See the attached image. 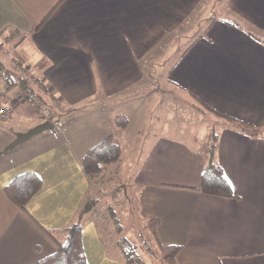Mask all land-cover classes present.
Listing matches in <instances>:
<instances>
[{
  "label": "crops",
  "instance_id": "obj_1",
  "mask_svg": "<svg viewBox=\"0 0 264 264\" xmlns=\"http://www.w3.org/2000/svg\"><path fill=\"white\" fill-rule=\"evenodd\" d=\"M204 1L0 0V57L16 66V74L33 77L34 86L41 82L35 92L56 99L51 110L58 119L53 129L9 154L2 150L18 133L0 134V264H32L56 249L44 229L72 223L92 198L82 156L109 134L121 146L117 135L154 100L163 116L168 101L179 97L159 99L160 84L264 126V45L244 31L264 38L257 34L264 33V0H226L227 10L247 28L212 17L159 76L152 67L167 39L187 36L199 24L191 27L189 19ZM17 110L35 113L28 101L16 104ZM121 116L122 127L115 122ZM33 120L28 127L42 122L37 114ZM218 131L216 157L235 197L196 189L211 139L202 147L196 132L179 138L154 131L133 169L125 175L121 163L116 175L138 189L140 215L159 219L157 242L181 246L177 264H264V137ZM25 171L37 173L42 184L22 209L3 188ZM81 236L87 264H126L86 212Z\"/></svg>",
  "mask_w": 264,
  "mask_h": 264
},
{
  "label": "rangeland",
  "instance_id": "obj_2",
  "mask_svg": "<svg viewBox=\"0 0 264 264\" xmlns=\"http://www.w3.org/2000/svg\"><path fill=\"white\" fill-rule=\"evenodd\" d=\"M225 1L226 0H205L189 19V25L191 27L196 20H200L195 29L189 35L179 37V39L175 38L174 35H172L170 39H167L166 46L163 47V50L159 51L160 53L157 55L155 63L152 65L158 76L163 70L168 68V66L176 59L178 53L181 52L197 34L204 31L212 17H218L223 20L232 21L242 27H248V25H246L240 18L234 17L230 14L227 10ZM182 29L184 28L182 27ZM251 30L253 29L251 28ZM253 31L255 34L256 30ZM257 34L264 36V33H259L258 31ZM7 57L11 60L14 59V50L11 48L8 49ZM6 60L7 58L3 59L0 57L1 67L7 68L14 77L16 73H19V70L17 71L16 66L8 67ZM159 87H161V92L156 94L157 96L159 95V99L163 95L166 96V99L169 98L170 101L171 98L174 99L175 95L178 96L179 99L176 101L172 100V102L168 101L169 110H167L165 114L163 113V116L160 115V101L156 103L154 100L153 103L142 106L141 110L135 111L136 114H134V118L130 119L125 131L120 135H117L118 141L120 143L122 142V168L127 166V173H124L125 175L128 174V171L133 169L137 161L145 154L146 151L144 150L148 144L147 140H149L150 135L154 131L165 132L171 136L179 138H187V135L191 136L196 132L195 135L198 145L203 147L207 146V142L211 137V129L214 128L215 131H217L222 125V121L212 113L208 111L201 112L200 110L195 109L193 107L194 105H190L189 103L193 100L184 94V92L176 89H173V91L171 90L170 92L168 91L169 89L166 90L162 84H160ZM193 103L195 102H192V104ZM195 105L196 107L198 106L197 104ZM128 109L129 108L126 110ZM16 113L23 114V116ZM33 117H36V114L33 112H22L21 110H17L15 113L13 112V114L8 117L10 120H8V118L0 120V134L11 135L13 133L17 134L27 131L31 128L28 127L29 125L37 122L33 120ZM12 151L13 150L10 149L6 152L9 154ZM125 178L126 177L123 174H121V176L115 175L113 180H105L98 182L97 184H92L91 196L93 199H99H97V203H95L96 205H91L86 213H89L94 220L96 217L99 223L102 222V226L104 227L102 233L106 238V243L110 247L109 249L112 253H121L116 245L117 243H114V240L119 241L120 239H126L128 242L136 244L137 253L142 257L146 264H162L155 251L148 253L145 250V247L147 246H150L153 249L155 243L150 232L144 227L143 218L139 213V207L136 201L138 189L135 186H132L133 184L129 182L127 183ZM124 180L128 198H126V194H124L121 189L117 190L115 188V186H121L122 183H124ZM111 189H114V194H106ZM84 206L82 212H84ZM109 208L113 210V214L117 221L112 219V216L109 215L110 213H105ZM102 212L105 214V217L100 218L98 214H102ZM116 225L118 227H116Z\"/></svg>",
  "mask_w": 264,
  "mask_h": 264
},
{
  "label": "trees",
  "instance_id": "obj_3",
  "mask_svg": "<svg viewBox=\"0 0 264 264\" xmlns=\"http://www.w3.org/2000/svg\"><path fill=\"white\" fill-rule=\"evenodd\" d=\"M232 25L237 27L238 29L244 30L241 25ZM244 31L253 39L264 45V38L257 36L249 30ZM187 48L188 47H186V49ZM32 83L33 82H30L27 77L14 75V77H12L8 82V88H13V86L16 85L15 87L25 88L32 95L36 94L38 96V94L35 92V89L36 87L38 89L42 88L41 82L36 83L35 80V86ZM37 98L42 102L45 101V99H41V96H38ZM195 99L196 102L193 103V105L197 110H200L201 112L208 111L222 121V125L220 126V128H231L250 137H264V126L254 125L247 121L237 119L228 114L210 108L198 97H195ZM195 104H197L198 106L196 107ZM49 120L54 123V126L58 122V119L54 118L53 112L51 113ZM115 122L117 126L122 127L126 123V117H118ZM218 137L219 131H215V129L212 128L206 164L201 171L199 186L196 187V189L206 194L222 197H235L232 187L216 157ZM121 163L122 148L120 144L114 140V137L111 134L107 135L106 137L95 143L93 146H91L81 158L82 169L93 184H97L98 182L105 180H113L114 176L120 170ZM41 184V178L37 173L33 171H25L15 175L4 186L3 192L10 203H12L16 207L23 209L26 203L39 190ZM125 185V183H122L121 186H115V188L117 190L121 189L122 192L126 194V198H128ZM113 190H109L106 194L110 193V195H113ZM97 199L99 198H91L89 199V203L92 206H95V203H97ZM136 201L139 207L138 198H136ZM105 213H110L109 215L112 216V219L114 221H117L112 209H107ZM83 215L84 212L80 210L76 220L72 223L59 229H44L46 234L49 235L51 239L56 243V249L53 252L36 260L32 264H87L81 236L83 228ZM98 215L100 216V218L105 217V214L103 212L102 214L99 213ZM142 218L144 221V227L148 232H150V235L152 236L155 243V247L153 249L150 246H147L145 247V250L148 253H152L153 251H155V253H157V255L159 256L162 264H177L175 256L180 251L181 246L161 245L160 243H158L156 239V228L159 224V219L157 217ZM95 220L97 230L99 231L101 238L106 242V238L102 233L104 230L102 222L99 223L96 217ZM116 227L118 226L116 225ZM114 243H117L116 245L120 249L126 264H146L142 257L137 253L136 244L128 242L126 239H120L119 241L114 240Z\"/></svg>",
  "mask_w": 264,
  "mask_h": 264
},
{
  "label": "built area",
  "instance_id": "obj_4",
  "mask_svg": "<svg viewBox=\"0 0 264 264\" xmlns=\"http://www.w3.org/2000/svg\"><path fill=\"white\" fill-rule=\"evenodd\" d=\"M12 77V74L0 65V120L8 118L13 113L15 105L22 101H28L42 121L49 120L52 113L51 106L56 103V99L49 96L42 102L25 88H8V82ZM24 77H27L30 82H34L33 77L26 74Z\"/></svg>",
  "mask_w": 264,
  "mask_h": 264
},
{
  "label": "water",
  "instance_id": "obj_5",
  "mask_svg": "<svg viewBox=\"0 0 264 264\" xmlns=\"http://www.w3.org/2000/svg\"><path fill=\"white\" fill-rule=\"evenodd\" d=\"M53 128H54V123L51 120H44V121L38 123L37 125L31 127L27 131L22 132V133H18L16 138L2 150V153H5L6 151L13 149L19 143L29 139L30 137H32V136H34V135H36L42 131L53 129ZM90 207H91V204L86 203L83 211L87 212L90 209Z\"/></svg>",
  "mask_w": 264,
  "mask_h": 264
}]
</instances>
